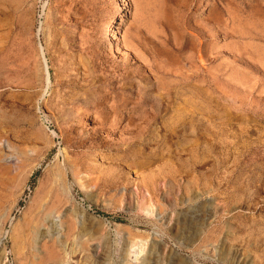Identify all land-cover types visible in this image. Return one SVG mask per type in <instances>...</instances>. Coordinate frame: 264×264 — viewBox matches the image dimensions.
Returning <instances> with one entry per match:
<instances>
[{"label":"rangeland","instance_id":"374dc122","mask_svg":"<svg viewBox=\"0 0 264 264\" xmlns=\"http://www.w3.org/2000/svg\"><path fill=\"white\" fill-rule=\"evenodd\" d=\"M185 263L264 264V0H0V264Z\"/></svg>","mask_w":264,"mask_h":264},{"label":"bare ground","instance_id":"6f19581e","mask_svg":"<svg viewBox=\"0 0 264 264\" xmlns=\"http://www.w3.org/2000/svg\"><path fill=\"white\" fill-rule=\"evenodd\" d=\"M45 63V62H44ZM46 66V65H45ZM44 70H45V73L47 75V66L46 68L44 67ZM150 115V114H149ZM59 172V171H58ZM59 174V173H58ZM61 177V176H60ZM147 179V178H146ZM151 183V182H150ZM67 184V183H66ZM136 190V189H135ZM141 190V189H140ZM149 190V189H148ZM140 192V191H139ZM152 193V192H151ZM165 193V192H164ZM170 193V192H169ZM164 195V194H163ZM65 196V195H64ZM158 198V197H157ZM151 202V201H150ZM169 205V204H168ZM53 208H56V204L54 203L53 204ZM143 211L147 214H153V204H144V206L142 207ZM209 210V209H208ZM141 212V211H140ZM51 213V210L48 214H46V216H44V221L47 220L49 214ZM172 218V216H171ZM171 218L169 220V223L171 222ZM183 221V220H182ZM168 223V225H169ZM185 223V222H184ZM202 224V223H201ZM192 226V225H191ZM175 233V232H174ZM177 234V233H176ZM154 244V243H153ZM122 246V245H121ZM129 248L131 249H134L135 250V259L136 260H139L141 259L142 260V263L143 262H146L147 261V256H145V249H146V244L143 242V241H134L132 240L131 243L129 244ZM153 250V249H152ZM152 250H149V251H152ZM143 255V256H142ZM123 256V255H122ZM71 258V257H70ZM119 258V257H118ZM111 260V259H110ZM135 260V261H136ZM85 261V260H84ZM141 262V261H140ZM59 263V262H58ZM122 263V262H121ZM139 263V262H138ZM186 264V263H185Z\"/></svg>","mask_w":264,"mask_h":264}]
</instances>
